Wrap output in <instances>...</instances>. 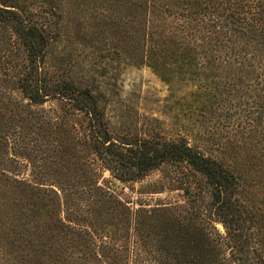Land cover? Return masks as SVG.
<instances>
[{"label":"trees","instance_id":"16d2710c","mask_svg":"<svg viewBox=\"0 0 264 264\" xmlns=\"http://www.w3.org/2000/svg\"><path fill=\"white\" fill-rule=\"evenodd\" d=\"M70 1L91 40L180 85L225 136L113 138L90 89L47 70L48 20L0 0V264H264V0ZM164 163L197 176L165 187L206 192L208 211L130 207L102 177Z\"/></svg>","mask_w":264,"mask_h":264},{"label":"rangeland","instance_id":"374dc122","mask_svg":"<svg viewBox=\"0 0 264 264\" xmlns=\"http://www.w3.org/2000/svg\"><path fill=\"white\" fill-rule=\"evenodd\" d=\"M21 1L38 17L43 15L48 20L51 38L45 53L47 70L59 78L70 79L90 89L113 138L186 137L191 140L198 135V130L203 129L202 125L209 127L210 137L214 133L225 136L221 116L202 119L195 112L187 111L180 85L161 81L148 67L125 63L115 56V52L112 53L108 38L100 32L91 40L90 8L73 9L70 0ZM49 106L57 107V104L52 101L42 104L44 110ZM73 119L80 121V117ZM213 124L215 128H210L209 125ZM220 126L222 134L216 132ZM102 177L111 180L117 195L130 207L136 206L137 202L145 207L159 202L181 211L195 206L208 211L206 192L195 194L197 190L192 189V193L187 194L181 188L165 187H182L188 181L194 185L197 176L181 164L164 163L149 170L137 181L128 183L111 179L106 170L102 171ZM48 179L55 178L50 176ZM213 225L223 234L219 222L214 221Z\"/></svg>","mask_w":264,"mask_h":264}]
</instances>
